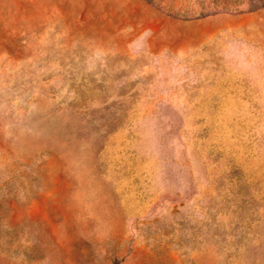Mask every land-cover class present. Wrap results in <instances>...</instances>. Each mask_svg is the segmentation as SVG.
Listing matches in <instances>:
<instances>
[{
    "label": "rangeland",
    "instance_id": "1",
    "mask_svg": "<svg viewBox=\"0 0 264 264\" xmlns=\"http://www.w3.org/2000/svg\"><path fill=\"white\" fill-rule=\"evenodd\" d=\"M0 264H264V0H0Z\"/></svg>",
    "mask_w": 264,
    "mask_h": 264
}]
</instances>
